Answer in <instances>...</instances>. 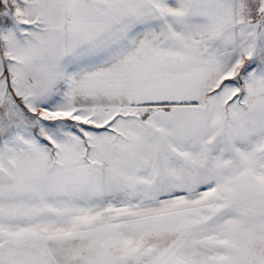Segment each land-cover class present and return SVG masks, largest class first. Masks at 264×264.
<instances>
[{
  "label": "snow or ice",
  "instance_id": "6c2138e0",
  "mask_svg": "<svg viewBox=\"0 0 264 264\" xmlns=\"http://www.w3.org/2000/svg\"><path fill=\"white\" fill-rule=\"evenodd\" d=\"M0 264H264V0H0Z\"/></svg>",
  "mask_w": 264,
  "mask_h": 264
}]
</instances>
